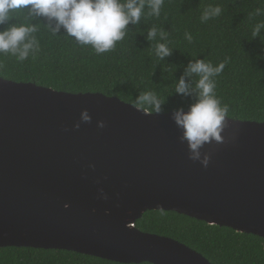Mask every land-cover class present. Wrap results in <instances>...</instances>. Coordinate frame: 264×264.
<instances>
[{
  "label": "water",
  "instance_id": "water-1",
  "mask_svg": "<svg viewBox=\"0 0 264 264\" xmlns=\"http://www.w3.org/2000/svg\"><path fill=\"white\" fill-rule=\"evenodd\" d=\"M82 110L89 122L80 121ZM172 112L0 76V247L214 264L176 239L136 228L146 210L264 237V121L227 116L221 140L205 143L193 160Z\"/></svg>",
  "mask_w": 264,
  "mask_h": 264
},
{
  "label": "trees",
  "instance_id": "trees-1",
  "mask_svg": "<svg viewBox=\"0 0 264 264\" xmlns=\"http://www.w3.org/2000/svg\"><path fill=\"white\" fill-rule=\"evenodd\" d=\"M209 4L221 5L222 13L202 23L200 15ZM262 6L264 0H164L159 17L142 15L139 24L128 26L127 35L113 50L99 55L91 46L79 45L62 33L52 36L42 23L31 20L40 23L34 33L40 52L35 59L30 56L22 62L0 54V76L71 93L100 92L132 105L136 95L153 89L167 97L162 112H168L192 102L171 95L174 77L181 75L189 59L205 57L215 65L229 57L230 62L216 77L217 97L229 105L228 117L264 121V35L252 37L253 26L264 15L250 16ZM26 12L17 11L10 22H26ZM153 26L169 34L168 46L173 52L165 60L155 56L158 38L144 39ZM186 31L193 36L191 43L184 38ZM134 225L176 239L214 264H264V237L167 210H146ZM0 264L152 263H120L63 249L8 246L0 247Z\"/></svg>",
  "mask_w": 264,
  "mask_h": 264
},
{
  "label": "clouds",
  "instance_id": "clouds-1",
  "mask_svg": "<svg viewBox=\"0 0 264 264\" xmlns=\"http://www.w3.org/2000/svg\"><path fill=\"white\" fill-rule=\"evenodd\" d=\"M163 6L164 0H0V54H10L21 62L30 56L35 59L40 52V44L34 33L40 23L52 36L62 33L79 45L91 46L97 55L106 53L125 38L129 25L139 24L142 15L159 17ZM145 8L148 9L146 13ZM23 9H27L26 22H10L15 20V13ZM222 10L219 4L205 5L200 21L203 23L216 18ZM253 15H264V6L250 13V16ZM38 18H43V21ZM31 20L40 23H31ZM168 35L164 29L153 26L144 37L149 42L157 38L160 41L154 48L159 60H165L173 52L168 46ZM261 35H264V20L252 29L253 39ZM184 38L189 43L193 41L192 34L187 31ZM261 53H264V47ZM229 62V57L215 65L205 57L191 58L183 66L181 75L174 77L175 86L171 95L187 97L192 101L186 107L175 108L171 114V119L181 131V141L188 146L190 159L200 160V149L205 143L221 140L219 133L225 126L229 105L222 104L217 97L216 77ZM166 98L150 89L136 95L133 103L136 108L160 113ZM80 121H90L87 110L81 111ZM97 126L104 127L103 121H97ZM73 127L78 128L79 123ZM201 163L207 166L208 156Z\"/></svg>",
  "mask_w": 264,
  "mask_h": 264
}]
</instances>
